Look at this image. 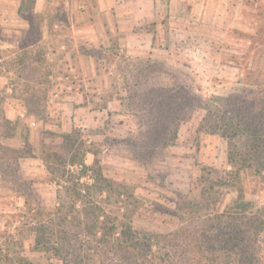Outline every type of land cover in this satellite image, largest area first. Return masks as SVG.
<instances>
[{
    "label": "rangeland",
    "instance_id": "374dc122",
    "mask_svg": "<svg viewBox=\"0 0 264 264\" xmlns=\"http://www.w3.org/2000/svg\"><path fill=\"white\" fill-rule=\"evenodd\" d=\"M241 201L264 0H0V264H264V229L213 253Z\"/></svg>",
    "mask_w": 264,
    "mask_h": 264
},
{
    "label": "trees",
    "instance_id": "16d2710c",
    "mask_svg": "<svg viewBox=\"0 0 264 264\" xmlns=\"http://www.w3.org/2000/svg\"><path fill=\"white\" fill-rule=\"evenodd\" d=\"M230 125H232L230 123ZM240 127L239 125H235V127ZM240 132V128L236 129V131H233L232 133H229V131H223L222 135L224 137H228V138H235L236 136L239 135ZM83 162V161H82ZM75 164V163H74ZM83 164V163H81ZM100 181V179H99ZM252 203H247L245 201H241L239 204H237V209L236 211H234L233 213H231V215L229 216L231 218V220H235L238 222L239 225H236L235 228L233 227L231 229L230 235L224 240V239H220V240H215V239H211L210 244L212 246V250L213 253L216 254V258L220 257V255H225V253L223 251H230L228 249V244L230 243V241L233 239V241L235 242V240L243 243L245 241V237H244V233L247 234V232H245V228L248 230V232L250 233V237H257L259 235V232L264 229V206L262 208L257 209L256 212H252L250 210V207L252 206ZM132 228L131 227H126V229H124L122 231V235L123 238H125L126 240L131 239L132 238ZM227 231H224V233L222 234V236L226 233ZM242 248V247H240ZM240 253V259H238L236 262H232L234 259L230 258L228 253L226 256V259L229 257V259H232L231 261L228 260V263L226 264H245V261L243 259V255L244 253H246V251L241 250ZM233 254H237L235 253V251ZM234 255V256H235ZM237 256V255H236Z\"/></svg>",
    "mask_w": 264,
    "mask_h": 264
}]
</instances>
